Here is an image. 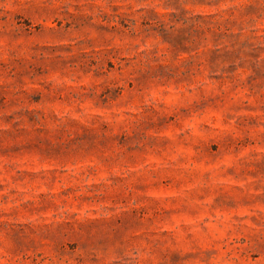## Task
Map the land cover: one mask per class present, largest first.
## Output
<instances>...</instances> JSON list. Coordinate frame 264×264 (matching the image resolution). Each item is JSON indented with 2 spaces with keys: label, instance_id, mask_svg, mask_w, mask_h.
Segmentation results:
<instances>
[{
  "label": "rangeland",
  "instance_id": "1",
  "mask_svg": "<svg viewBox=\"0 0 264 264\" xmlns=\"http://www.w3.org/2000/svg\"><path fill=\"white\" fill-rule=\"evenodd\" d=\"M0 264H264V0H0Z\"/></svg>",
  "mask_w": 264,
  "mask_h": 264
}]
</instances>
